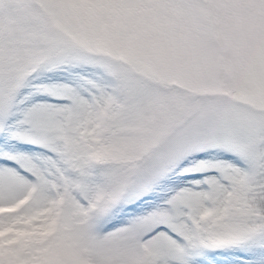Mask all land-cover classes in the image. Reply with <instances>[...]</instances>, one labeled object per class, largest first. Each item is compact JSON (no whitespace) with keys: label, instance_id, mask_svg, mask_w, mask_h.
<instances>
[{"label":"snow or ice","instance_id":"6c2138e0","mask_svg":"<svg viewBox=\"0 0 264 264\" xmlns=\"http://www.w3.org/2000/svg\"><path fill=\"white\" fill-rule=\"evenodd\" d=\"M0 264H264V0H0Z\"/></svg>","mask_w":264,"mask_h":264}]
</instances>
